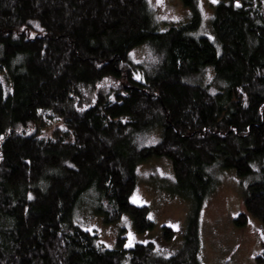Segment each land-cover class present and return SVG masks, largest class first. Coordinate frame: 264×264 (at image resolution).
I'll return each instance as SVG.
<instances>
[{
	"label": "trees",
	"instance_id": "1",
	"mask_svg": "<svg viewBox=\"0 0 264 264\" xmlns=\"http://www.w3.org/2000/svg\"><path fill=\"white\" fill-rule=\"evenodd\" d=\"M198 1L162 28L148 0H0V264H204L199 212L226 170L237 224L264 226V0H217L205 25ZM162 157L191 203L179 250L109 248L79 224L93 209L153 230L130 197Z\"/></svg>",
	"mask_w": 264,
	"mask_h": 264
},
{
	"label": "rangeland",
	"instance_id": "2",
	"mask_svg": "<svg viewBox=\"0 0 264 264\" xmlns=\"http://www.w3.org/2000/svg\"><path fill=\"white\" fill-rule=\"evenodd\" d=\"M148 1L151 7L156 9L162 28L172 23L184 22L190 16V10L184 6L182 0ZM216 1H198L204 25L212 17V5ZM205 28L203 27L202 32H207ZM150 49L149 45L134 48L131 58L135 62H140L142 59H139V56L141 57L147 50L144 53L146 56ZM156 136L158 135L152 133L150 138L154 140ZM140 166L143 167H138V184L130 201L137 205L149 206L150 218L155 222L153 230L137 233L132 219L127 214L118 221L107 224L101 216L95 215L93 209L89 210L91 212L80 214L82 220L79 224L97 232L101 241L109 248L116 247L117 237L123 233L126 236V247L134 246L136 243L153 242L159 254L169 256L182 246L181 236L190 213L191 203L168 191V186L175 181L172 164L168 158H152ZM219 179V185L204 201L199 212L202 262L204 264H264L263 224L250 215L247 216V222L243 226L236 221L239 214L246 210L239 176L234 170H226L220 172ZM164 225L175 226L177 229L171 241H166L162 236Z\"/></svg>",
	"mask_w": 264,
	"mask_h": 264
},
{
	"label": "snow or ice",
	"instance_id": "3",
	"mask_svg": "<svg viewBox=\"0 0 264 264\" xmlns=\"http://www.w3.org/2000/svg\"><path fill=\"white\" fill-rule=\"evenodd\" d=\"M214 2H215V0H214ZM139 78V77H138ZM130 246V245H129Z\"/></svg>",
	"mask_w": 264,
	"mask_h": 264
}]
</instances>
